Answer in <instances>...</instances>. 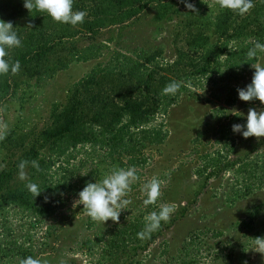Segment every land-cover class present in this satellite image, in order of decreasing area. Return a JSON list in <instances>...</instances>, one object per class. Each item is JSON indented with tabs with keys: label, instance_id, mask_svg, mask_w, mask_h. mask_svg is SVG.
<instances>
[{
	"label": "rangeland",
	"instance_id": "rangeland-1",
	"mask_svg": "<svg viewBox=\"0 0 264 264\" xmlns=\"http://www.w3.org/2000/svg\"><path fill=\"white\" fill-rule=\"evenodd\" d=\"M191 4L195 12L178 7L184 16L169 14L158 19L157 8L152 6L95 38L79 33L67 43L69 50L77 49L67 67L35 78L19 76L18 86L0 93V170L7 166L5 159L14 143L41 130L53 107L65 105L81 79L94 72L101 76L128 73L136 64H144L146 57L156 56L140 68L141 73L148 70L143 76L132 72L136 80L157 65L172 64L180 49L187 52L185 39L178 35L180 22L194 19L211 26L222 11L218 0ZM22 20L24 25L27 18ZM258 58L264 59V53H258ZM225 59V55L220 59L218 73L174 79L181 85L179 90L174 95L163 93L166 102L161 110L139 128L161 129L168 137L159 151L146 149L136 165L127 156L120 167L117 153L110 156L109 148L90 144L79 145L61 158L43 150L39 157L44 160L42 177L26 169V178L21 180L18 175L13 188L29 193L33 202L39 197L32 198L26 185H39V196L48 198L39 204L54 212L39 217L30 207L4 204L0 209V264H21L28 256L42 258L47 264H61L62 260L68 264H264V255L249 249L253 238L264 237V137L245 139L232 131L233 124L245 123L250 108L260 111L264 105L238 98L237 89L251 83L255 70L251 66L231 70ZM234 109L244 115H232ZM95 130L101 131L97 126ZM114 167L134 168L137 179L127 197L131 201L128 209L118 221L103 224L85 216L82 205L73 208V203L87 182L102 179ZM84 168L91 171L80 176ZM153 177L161 183V196L152 208L172 204L175 210L170 218L176 220L142 251L129 236H115L128 222L145 214L140 189ZM60 186L71 189L62 192Z\"/></svg>",
	"mask_w": 264,
	"mask_h": 264
},
{
	"label": "trees",
	"instance_id": "trees-1",
	"mask_svg": "<svg viewBox=\"0 0 264 264\" xmlns=\"http://www.w3.org/2000/svg\"><path fill=\"white\" fill-rule=\"evenodd\" d=\"M193 1L186 0L188 3ZM196 4L199 2L196 1ZM252 4L253 7L243 16L222 10L211 26L194 19L180 22L179 28L182 31L178 35L185 39L187 52L180 49L177 60L166 66H155L145 77L142 76L147 68L143 73L140 68L153 62L156 56L146 57L144 64H136L137 67L128 73L121 72L117 76L107 73L101 76L94 72L77 82L67 103L53 107L48 123L41 130L33 131L25 139L14 143L5 159L8 161L7 166L0 170V209L4 204L14 203L32 208V212L39 217L53 214L51 207L39 204L48 198L38 196L37 200L30 202L29 193L13 188L22 162H27L24 171L30 169L32 175L42 177L44 160L39 157L45 149L61 158L79 145L107 147L111 150L110 156L118 154L121 162L119 166L123 167V158L130 156L131 162L136 165L135 161L145 156L146 149L152 151L160 147L167 139L168 132L139 128L149 124L165 104L163 89L167 84L177 78L218 73L220 59L224 55L231 70L244 71L251 66L250 63L255 62L249 61L247 55L255 43L262 44L264 41V0H252ZM152 6L157 8L158 19H164L169 14L184 16L179 6L188 9L181 0H73L74 11L87 13L84 23L76 25L79 29L74 30V26L55 22L46 13L35 10L29 12L24 2L0 0V19L12 22L22 41V46L10 50L6 57L10 63L19 60L20 71L0 75V93L18 86L19 76L35 78L67 67L77 51L74 46L69 50L67 43L79 33L85 32L95 38L104 29L123 25ZM25 17L27 20L22 25ZM133 71H139L137 75L141 74V78L135 80ZM174 102V99L170 101L171 104ZM124 118H127L125 124ZM95 126L101 131H96ZM133 129L138 130L134 132ZM68 157L71 158L72 154ZM34 160L38 162L39 169L32 167L31 162ZM142 161L146 163L145 159ZM210 177L211 174L205 180ZM59 188L62 192L71 189L65 186ZM165 201L167 199L161 202ZM153 205L147 206L145 214L128 222L125 229L120 234L116 233L115 237L122 235L123 239L129 236L136 243V249L145 251L149 248L176 220L175 217L166 223L161 222L158 230L141 238L138 234L144 231L143 217L155 209L159 211V208L153 209ZM111 240L116 241L114 237ZM116 245L112 244V247Z\"/></svg>",
	"mask_w": 264,
	"mask_h": 264
},
{
	"label": "clouds",
	"instance_id": "clouds-1",
	"mask_svg": "<svg viewBox=\"0 0 264 264\" xmlns=\"http://www.w3.org/2000/svg\"><path fill=\"white\" fill-rule=\"evenodd\" d=\"M185 6L192 12H195L194 5L181 0ZM24 7L30 12L46 13L53 21L70 24L76 26L83 24L87 13L85 11H74L73 0H24ZM218 7L221 10H230L241 16L248 13L253 7L252 0H218ZM22 41L16 32L14 25L10 21L0 19V75H6L9 72L15 74L20 71V62L16 60L10 63L6 57L12 49L20 48ZM258 53H264V44L255 43L254 47L248 51L247 59L251 67L255 70L251 79V83L244 88H238V98L241 101L249 102L258 100L264 105V59L258 58ZM181 87L179 82L173 81L165 86L164 94H175ZM235 110V109H234ZM232 115H238L241 112L235 110L230 111ZM233 133L242 135L243 138L264 137V110L257 111L250 108L245 117L244 124H233ZM27 162L19 165V179L24 180L26 174L24 169ZM32 167L39 169L37 161L31 162ZM91 171L90 168H84L79 172L80 176H87ZM134 168L127 170L114 167L103 174L102 179L95 182H87L83 189L79 191L78 198L73 203V208L83 206V214L90 217L93 221L105 224L111 220L118 221L123 210L128 209L131 203L128 194L131 191V185L136 181L137 177ZM28 191L37 197L41 194L39 185L28 183L26 185ZM143 206L155 204L161 196V183L153 177L146 180L140 189ZM175 208L172 204H161L159 211H153L146 214L144 219V231L138 235L141 238L150 235L152 232L161 227V222H168ZM255 253L264 255V237L253 238V244L249 248ZM21 264H47L42 258H33L28 256L21 261ZM61 264H68L67 260H62Z\"/></svg>",
	"mask_w": 264,
	"mask_h": 264
}]
</instances>
